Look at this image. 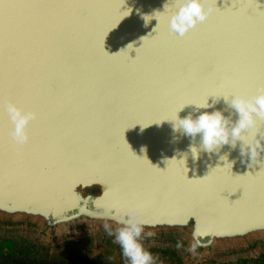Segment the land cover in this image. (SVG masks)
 <instances>
[{"label":"water","instance_id":"water-1","mask_svg":"<svg viewBox=\"0 0 264 264\" xmlns=\"http://www.w3.org/2000/svg\"><path fill=\"white\" fill-rule=\"evenodd\" d=\"M4 2L48 6L0 15V89L22 90L37 114L30 142L9 152L0 103V246L22 235L56 239V252L111 247L119 218L135 209L152 256L169 240L175 264H264V151L253 161L247 152L264 148V120L244 134L245 154L242 141L209 153L173 128L177 116L205 111L238 118L212 93L243 90L250 68L259 76L264 33L230 13L242 3L264 10V0H207L212 15L183 38L168 28L178 0ZM231 174L254 176L245 203Z\"/></svg>","mask_w":264,"mask_h":264},{"label":"clouds","instance_id":"clouds-1","mask_svg":"<svg viewBox=\"0 0 264 264\" xmlns=\"http://www.w3.org/2000/svg\"><path fill=\"white\" fill-rule=\"evenodd\" d=\"M213 8L207 6V0H178L177 10L171 15L168 22L169 32L178 37H185L198 25L205 23L212 15ZM229 107L234 110L238 117L233 120L232 116H225L222 111L203 112L194 117L189 114L185 118H179L173 122L174 131H182L192 140L200 137L202 147L209 153L217 152L222 146L231 144L236 147L237 141H242V153L245 154L244 134L257 125V118L264 120V92L251 98L244 96H234L225 99ZM211 107L208 103L201 107L207 109ZM183 110V109H182ZM181 110V111H182ZM8 116L14 126L12 137L18 147H23L30 142L28 127L30 123L37 119L35 112H25L14 103H8L6 107ZM264 148L257 143L255 146L248 145L251 160L260 156ZM131 150V149H130ZM192 148V152H196ZM134 154V153H133ZM205 179V178H204ZM119 229L115 232V240L121 248L130 264H153V256L147 251L141 238L144 234V222L140 219L139 213L135 209H129L119 218ZM109 235H113L110 227L106 226ZM151 236L152 233H148Z\"/></svg>","mask_w":264,"mask_h":264},{"label":"snow or ice","instance_id":"snow-or-ice-1","mask_svg":"<svg viewBox=\"0 0 264 264\" xmlns=\"http://www.w3.org/2000/svg\"><path fill=\"white\" fill-rule=\"evenodd\" d=\"M45 6H48V5H39V4L22 5V4H16V3H7V2H4V0H0V15H2L5 20H8V19H11L12 14L15 12V10H17L19 8H22V7H45ZM95 6H98V5H95L92 3H87V4L83 5V7H85V8H90V7H95ZM104 6L113 7V5H111L109 3H106ZM122 6L123 5L119 4V3H117L115 5L119 15H124L126 13V11H123V12L121 11ZM233 9H235V10H232V12L230 13L231 15H237V16L243 15V16L247 17V19L249 21V25L253 30L259 28L260 31L262 33H264V10L260 9V5L258 6L256 4H243L242 3V4H238ZM164 14H166V12H164ZM117 18H119V16ZM258 18H259V24H257ZM157 29L158 30L155 32L156 35L154 37L153 36L149 37V39L157 40L159 38V36H160L159 25H158ZM106 30L107 29H104V31H106ZM102 37H103V33H101V39H102ZM179 38H183V37H179ZM101 52H103V49H101ZM143 52H144V45L142 48L137 50V58L136 59L140 58L143 55ZM242 81H243V90H240L237 87H231L228 90H224V86H223V84H221L220 86L216 87V89H218L219 91H213L212 94H213V96H219V97H223V98L227 99V98L234 97V96H244L247 98H251V97L255 96L253 94V90H257V89L260 92H264V63H262L259 76H257V73L253 67V68H250L247 75L242 78ZM0 103H2V105H3L4 113L6 116L5 128H6L7 135L5 138V147H6L7 151L11 152L15 149V147H17V145H16V143L12 137V132L14 131V126H13V124H12V122L8 116V113L6 111V107H7L8 103H14L18 107H20L22 110H24L25 112H33V111L28 110V105L35 103V101L32 100L22 90L9 87V88H5V89H0ZM36 120H34V121H36ZM133 124L136 125V124H140V123L132 121L129 124L123 125L122 130L125 131L128 127L132 126ZM28 131H29V129H28ZM132 156L134 159L142 160L141 158L135 156V154H132ZM158 171H160L161 173H167L168 169L166 172H162L161 170H158ZM253 177H254L253 175L250 177V176H233V174H231V182L236 185L233 193H236L238 191L243 190V197L238 201H242L243 203L246 202L247 193L245 190L244 182L252 179ZM207 179H208V177H205V180H207ZM238 201H236V202H238Z\"/></svg>","mask_w":264,"mask_h":264},{"label":"rangeland","instance_id":"rangeland-1","mask_svg":"<svg viewBox=\"0 0 264 264\" xmlns=\"http://www.w3.org/2000/svg\"><path fill=\"white\" fill-rule=\"evenodd\" d=\"M20 238V239H19ZM11 241V245L0 246V264H85L96 262V264H130L125 257L123 249L116 243L111 241V247H105L100 242H94V246H78L64 252H56V239H45L42 237H34L25 241L24 236ZM1 241V240H0ZM145 249L151 247L146 244ZM159 248L160 254L153 255V264H175L169 257L168 252L173 250L169 240L161 242L159 245L152 246V249ZM167 253L165 255L163 252ZM185 264H197L196 262L185 259Z\"/></svg>","mask_w":264,"mask_h":264},{"label":"trees","instance_id":"trees-1","mask_svg":"<svg viewBox=\"0 0 264 264\" xmlns=\"http://www.w3.org/2000/svg\"><path fill=\"white\" fill-rule=\"evenodd\" d=\"M85 264H96V262L93 261V262H89V263H85Z\"/></svg>","mask_w":264,"mask_h":264}]
</instances>
